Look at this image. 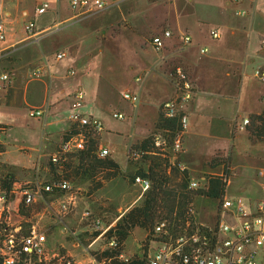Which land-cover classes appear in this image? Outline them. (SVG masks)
I'll return each instance as SVG.
<instances>
[{
  "label": "crops",
  "instance_id": "obj_1",
  "mask_svg": "<svg viewBox=\"0 0 264 264\" xmlns=\"http://www.w3.org/2000/svg\"><path fill=\"white\" fill-rule=\"evenodd\" d=\"M103 1L106 9L85 14L73 10L70 0H0L5 30L0 43V176L13 180L7 196L11 224L23 230L18 181L33 179L56 151L71 126L68 114L76 87L84 93L80 114L102 123L99 149L115 159L116 152L102 139L105 133L116 136L127 159L131 146L156 131L161 105L175 96L176 67L183 69L194 94L180 107L187 129L171 162L201 181L222 176L221 164L226 162L230 175L225 197L239 194L247 207L254 206L263 197L264 177L256 173L264 168V156L256 148L264 151V144L250 141L238 127L264 113V84L252 76L255 69H264V0ZM44 3L46 12L37 14ZM28 22L33 23L32 34L24 30ZM164 30L171 36H162L158 52L151 39ZM212 30L218 32L217 39L211 37ZM185 35L190 38L187 45ZM201 49L207 52L201 54ZM58 53L65 56L57 60ZM3 75L7 80H1ZM125 92L137 95L139 103L125 102ZM35 108H45L44 117H29ZM117 113L124 119L116 123ZM127 129L129 140L122 139ZM119 166L125 174L135 170L128 163ZM112 185L121 187L122 195L136 190L124 195L129 197L125 209L108 192L99 196L122 215L141 197L140 187L116 178L99 193Z\"/></svg>",
  "mask_w": 264,
  "mask_h": 264
},
{
  "label": "built area",
  "instance_id": "obj_2",
  "mask_svg": "<svg viewBox=\"0 0 264 264\" xmlns=\"http://www.w3.org/2000/svg\"><path fill=\"white\" fill-rule=\"evenodd\" d=\"M239 3L240 0H232ZM70 6L73 10H81L82 13L91 14L102 11L108 7L103 0H70ZM48 5L42 4L37 9V14L46 12ZM238 14L244 15V11ZM27 34L33 33V23L28 22L24 26ZM210 35L213 39L218 38V32L212 30ZM162 36L170 37L171 33L164 30L162 35L154 36L151 43L156 51L162 50ZM5 40V30L0 22V43ZM183 42L187 45L190 42L188 36L183 37ZM264 48V41L261 44ZM201 54L207 52L201 49ZM64 53H58L56 59H62ZM36 74V73H35ZM73 75V71H69ZM253 78L259 83L264 84V69H255L252 73ZM7 76H1V80H7ZM174 85L176 87L175 96L161 105V119L175 121L176 130L169 136L165 131L156 130L152 134L153 145L161 153L170 150L174 155L178 154L182 149L183 135L187 129V115L180 111V107L189 103L194 94L191 82L187 78L185 72L180 67H176L172 73ZM122 99L131 106L139 103L137 95L130 92L122 94ZM84 93L81 88H76L71 96L70 110L68 121L77 128L88 127L97 135L103 132L102 123L90 117L80 114L83 107ZM264 102V98H263ZM46 113L45 108H35L29 111V117L41 119ZM113 118L122 121L124 115L117 113ZM249 120L246 118L238 127L240 131L245 130ZM3 130L0 129V140ZM82 134L76 135L68 139L64 143H59V151H55L49 157L52 163L57 162L58 152L72 153L81 150L83 147ZM98 157L102 158L108 155L104 149H99ZM256 175L260 178L264 177V168L257 171ZM226 182H227V177ZM5 180L0 176V262L1 264H109L110 259L98 258L88 254L84 247H80V242L75 239L72 242L74 249L79 248L81 252L87 255V259L83 263L78 260V255L72 253L70 249L61 246L60 249H53L44 232L39 231L36 226H32L28 232H24L20 225L13 226L9 217V203L6 192L1 188V182ZM134 185H138L142 192L149 189L150 183L146 179L139 177L134 178ZM198 183L190 182L191 189H197ZM21 197L20 208H28L35 204L38 199L43 196H52L57 199L56 215L63 217L76 207V197L72 193L69 182L65 180L40 181L38 177L19 187ZM263 197L256 200L252 207L244 204L241 196L235 199L223 197L219 213L224 214L230 219V222L219 220L217 225L206 227L197 225L192 234H183L176 238H164L167 234L164 231V224L161 223L155 227L156 237L161 240L157 242V247L150 251L149 243L146 245L148 264H264V185H261ZM192 214L193 210L190 211ZM82 218L88 222L94 232H99V237L109 232L102 228L99 219L92 216L89 211L82 214ZM188 226V225H187ZM67 232V227L62 229ZM69 235L76 237L75 232H67ZM108 250L115 251L118 247L114 237H109L106 244ZM144 245L138 246L139 252L142 253ZM118 261L127 263L129 257L123 253L117 256Z\"/></svg>",
  "mask_w": 264,
  "mask_h": 264
},
{
  "label": "trees",
  "instance_id": "obj_3",
  "mask_svg": "<svg viewBox=\"0 0 264 264\" xmlns=\"http://www.w3.org/2000/svg\"><path fill=\"white\" fill-rule=\"evenodd\" d=\"M249 119V124L245 128L249 140L264 142V113L253 115ZM176 127L175 121L161 118L156 124V130L165 131L169 136H172ZM79 134L84 138L81 150L72 153L58 152L57 162L49 161V173L53 179L86 183L88 195L92 196L101 191L109 181L127 178L121 167L109 155L98 157L100 135L90 128H77L76 125H71L63 134L60 143ZM56 151H59L58 146ZM138 159L142 167H138L128 178L146 179L150 187L133 207L118 218L113 235L118 247L115 251L107 250L102 254L103 258L111 260L109 264H148L146 245L161 241L156 237L157 225L164 224V231L167 234L165 239L192 234L197 228L201 232L194 221V213L190 212L193 210L195 200L204 197L221 203L225 196L226 175L207 176L200 187L191 189L188 172L181 170L177 164H171L168 154L160 153L154 147L152 135L129 148L127 163L130 165ZM213 163L214 161L211 162ZM12 183V179L1 182V188L7 195ZM138 229L147 234L148 243L144 245L142 253L130 257L127 263L118 261L117 256L124 252V243Z\"/></svg>",
  "mask_w": 264,
  "mask_h": 264
},
{
  "label": "rangeland",
  "instance_id": "obj_4",
  "mask_svg": "<svg viewBox=\"0 0 264 264\" xmlns=\"http://www.w3.org/2000/svg\"><path fill=\"white\" fill-rule=\"evenodd\" d=\"M69 71L67 72V74H69ZM76 88H81V87H76ZM116 121L117 120H115V122ZM130 132H131L130 129H127V131L123 133V135L127 137L122 139L129 140V136L131 135ZM117 139L118 138L116 136L105 133L102 141H104L106 146H109L111 150H114L116 152L117 157L115 156L114 159V157L112 156L115 162L118 165L119 163H123V165L124 164L126 165L127 159L124 157L123 153H121L122 145L119 144ZM256 151L257 154H260V158L264 156L263 155L264 151L263 150L260 151L258 146L256 148ZM53 153L54 152L49 153V155H52ZM165 153L168 154V158L171 164H177L175 162L174 163L171 162L172 158H174L177 154L174 155L170 150H167ZM49 155L48 157H50ZM213 161L215 162L217 160H213ZM130 165L135 169L134 172L137 171L138 167H142V163H140L139 159L131 162ZM221 166L223 168L221 175H226L227 177H229L230 173L229 171L226 170L227 167L226 162H223ZM180 169L185 170L182 168ZM131 175H132L131 173L125 174L127 178L130 177ZM10 176L7 175L5 177L6 180L11 179L12 177ZM208 176H214V175H208ZM36 177H38L40 181H44V182L50 180H57V179H53L51 177V174L49 173V158L46 159V162H44L41 165L38 175L35 174L33 176V179H35ZM33 179L28 180V182L32 181ZM128 180L129 183L134 184V180L130 178H128ZM67 182H69L72 189V193L76 197V207L73 208L70 213H68L63 217H58L56 215V207H57L56 197L43 196L42 199H38L37 202L32 206L28 208L25 207L20 208V215L22 217L20 221L25 233L30 230L31 226L33 225L36 226L39 229V231L45 233L53 249L54 248L60 249L61 246H65L68 249H70L72 253L78 255L77 256L78 260L83 263L85 260H87L84 259L87 258V255L81 252L79 248L74 249V247L72 246V242H74L75 239H78L81 244L80 247L82 246L85 249H87L86 251L88 252V254L99 258L105 251L108 250L106 246L107 239L114 235V227L116 225L117 219L119 218V216L123 215V214L120 215L121 213L116 211L112 203L102 198H99V196L108 192L111 196H113V198L116 199L117 202L115 203L116 206L117 207L120 206L125 209L129 204V197L126 196L124 197V195H130L132 191L136 192V190L130 189L124 195H122L121 187L114 189V187L116 186L112 185L109 188H107V190H103L100 193L97 192L96 194L89 196L87 192L88 190L86 183L85 184L79 183L76 180L73 182L70 181ZM190 182L198 183L199 187L202 185V183H204L200 179L192 180L191 177H190ZM18 183L20 184L19 186L21 187L27 182L23 180V181H18ZM140 193L142 195L144 192H142V190L140 189ZM238 196L239 194H232L229 195L228 197L230 199H235ZM219 204L220 202L218 200L198 197L193 204V212L196 223L202 226L214 228L219 220H222L224 222H230L229 218L224 216V214L218 212ZM85 211H89L93 217L99 219L100 222L102 223V228L104 230L110 227L109 232H106L103 236L99 237L98 236L99 232L97 233L94 232L90 227H88V222L82 218V214ZM64 227H67V232L69 231L75 232L76 237L69 235L67 232H62V229ZM146 235L147 234L142 230L139 229L135 230L133 234L130 237H128V239L124 243L123 254L129 257V259L130 257H133L134 255L138 254L139 251L137 245L143 247V245L148 243L146 242ZM149 244H150L149 245L150 251L154 250L157 247L156 243L151 242Z\"/></svg>",
  "mask_w": 264,
  "mask_h": 264
}]
</instances>
